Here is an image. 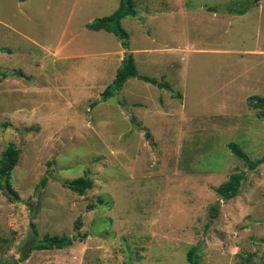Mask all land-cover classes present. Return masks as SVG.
Segmentation results:
<instances>
[{
    "label": "rangeland",
    "instance_id": "374dc122",
    "mask_svg": "<svg viewBox=\"0 0 264 264\" xmlns=\"http://www.w3.org/2000/svg\"><path fill=\"white\" fill-rule=\"evenodd\" d=\"M129 1L125 48L89 26L120 0H0V153L19 149L0 264H190L191 245L197 264H264V161L228 147L264 155V0ZM129 52L171 88L129 78L104 99ZM83 175L84 194L63 184Z\"/></svg>",
    "mask_w": 264,
    "mask_h": 264
},
{
    "label": "trees",
    "instance_id": "16d2710c",
    "mask_svg": "<svg viewBox=\"0 0 264 264\" xmlns=\"http://www.w3.org/2000/svg\"><path fill=\"white\" fill-rule=\"evenodd\" d=\"M132 5L128 0L127 4L125 0H120L119 8H117L112 14L104 16L97 19L95 22L91 23L89 26L93 29H105L114 32L119 38L123 39L122 45L127 48L126 32L120 25L122 18L127 16ZM129 78H138L140 80L150 82L159 87L171 88L167 82L164 80H157L146 75H141L138 73L134 57L132 52L127 53L122 59V65L118 68L115 78L112 83L108 85L103 91L102 95L104 99H107L113 94L114 91H118L122 88L124 82ZM249 104L254 108L264 107V97H254L249 98ZM264 115V113H263ZM228 147L231 151L245 163L248 164L249 168H254L257 164L264 161V155L256 160L251 161L247 154L239 147L235 142L228 143ZM19 159V149L12 143L9 142L5 148L0 153V188L5 190L6 194H12L14 198H17V194L11 186V174L16 166ZM244 178L243 172L232 173L226 181L221 183L216 189V193L222 199H231L235 197L240 189L241 181ZM46 177H42L40 184L41 186L45 183ZM94 180L87 175L79 176L71 181L64 182L63 184L70 188L72 191L78 194H84L87 189L92 188ZM10 196V195H9ZM219 205L215 204L212 209L217 210ZM32 229H33V225ZM81 226L80 218L78 217L75 221V229H79ZM33 232L34 229H33ZM78 233L68 236V235H44L36 241L35 248H51V247H63L72 243L73 240L78 239ZM197 246L191 245L187 252V260L190 264H197L196 258Z\"/></svg>",
    "mask_w": 264,
    "mask_h": 264
},
{
    "label": "crops",
    "instance_id": "0c3cea01",
    "mask_svg": "<svg viewBox=\"0 0 264 264\" xmlns=\"http://www.w3.org/2000/svg\"><path fill=\"white\" fill-rule=\"evenodd\" d=\"M206 9L208 10L210 8L206 7ZM132 51H137L136 53H145V54H150L152 52L150 49H143V50L135 49V50H132ZM133 54H135V53L133 52ZM133 57H134V55H133ZM120 59L122 60L123 58H120Z\"/></svg>",
    "mask_w": 264,
    "mask_h": 264
}]
</instances>
